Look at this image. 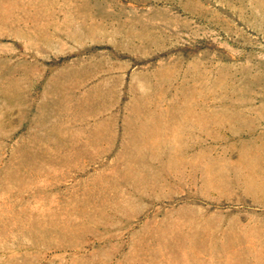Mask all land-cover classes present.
<instances>
[{"label":"rangeland","instance_id":"374dc122","mask_svg":"<svg viewBox=\"0 0 264 264\" xmlns=\"http://www.w3.org/2000/svg\"><path fill=\"white\" fill-rule=\"evenodd\" d=\"M0 264H264V0H0Z\"/></svg>","mask_w":264,"mask_h":264}]
</instances>
